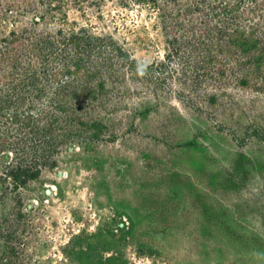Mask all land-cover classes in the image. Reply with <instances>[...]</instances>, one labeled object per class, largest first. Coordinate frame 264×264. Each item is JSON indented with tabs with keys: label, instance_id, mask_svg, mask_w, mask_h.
<instances>
[{
	"label": "rangeland",
	"instance_id": "obj_1",
	"mask_svg": "<svg viewBox=\"0 0 264 264\" xmlns=\"http://www.w3.org/2000/svg\"><path fill=\"white\" fill-rule=\"evenodd\" d=\"M0 264H264V0H0Z\"/></svg>",
	"mask_w": 264,
	"mask_h": 264
},
{
	"label": "trees",
	"instance_id": "obj_2",
	"mask_svg": "<svg viewBox=\"0 0 264 264\" xmlns=\"http://www.w3.org/2000/svg\"><path fill=\"white\" fill-rule=\"evenodd\" d=\"M37 173L36 167L34 168L30 166L20 169L18 166H15V168L12 170V176L15 181V183H23L26 179L31 178L35 176Z\"/></svg>",
	"mask_w": 264,
	"mask_h": 264
},
{
	"label": "water",
	"instance_id": "obj_3",
	"mask_svg": "<svg viewBox=\"0 0 264 264\" xmlns=\"http://www.w3.org/2000/svg\"><path fill=\"white\" fill-rule=\"evenodd\" d=\"M47 191V190H46Z\"/></svg>",
	"mask_w": 264,
	"mask_h": 264
}]
</instances>
